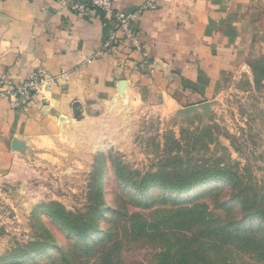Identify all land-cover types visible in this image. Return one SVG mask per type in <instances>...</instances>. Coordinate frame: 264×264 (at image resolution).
I'll return each instance as SVG.
<instances>
[{
  "label": "rangeland",
  "instance_id": "1",
  "mask_svg": "<svg viewBox=\"0 0 264 264\" xmlns=\"http://www.w3.org/2000/svg\"><path fill=\"white\" fill-rule=\"evenodd\" d=\"M253 62L249 74L191 110L153 104L138 95L132 101L123 92L117 106L77 114L47 138L27 144L0 176V264H20V254L55 239L64 241L54 220L56 203L66 212L80 209L86 217L87 203L106 201L120 207L125 203L129 211L151 218L161 210L179 209L181 221L188 223L189 210L195 209L220 224L251 223L247 211H264V75L256 82ZM164 165L199 177L197 184L170 192L179 197L175 208L160 202L166 191L162 186L152 202L137 197L150 180L144 177H158ZM219 173L225 177L211 176ZM201 175L205 178L200 180ZM99 226L105 228L107 221ZM159 249L157 241L127 236L110 258L94 252L73 257L68 252L70 263L54 252L53 257L59 259L55 264H156ZM222 256L236 259L235 264H264L234 251L224 250Z\"/></svg>",
  "mask_w": 264,
  "mask_h": 264
},
{
  "label": "crops",
  "instance_id": "2",
  "mask_svg": "<svg viewBox=\"0 0 264 264\" xmlns=\"http://www.w3.org/2000/svg\"><path fill=\"white\" fill-rule=\"evenodd\" d=\"M146 0H113L133 12ZM133 23L141 49L114 18L81 15L57 0H0V73L53 78L25 109L0 99V176L13 157L77 114L117 106L127 92L153 104L197 106L250 73L264 55V0H157ZM110 104V105H109ZM62 125V126H61ZM63 127V128H64Z\"/></svg>",
  "mask_w": 264,
  "mask_h": 264
},
{
  "label": "trees",
  "instance_id": "3",
  "mask_svg": "<svg viewBox=\"0 0 264 264\" xmlns=\"http://www.w3.org/2000/svg\"><path fill=\"white\" fill-rule=\"evenodd\" d=\"M253 63L256 82H258L259 77L264 75V55ZM167 161L173 162V159L169 158ZM180 169L176 165L173 167L168 165L159 172L158 177L155 178L153 175L144 177L150 180L141 185L137 197L143 201L147 199L151 201L157 187L162 186L166 191L161 196L160 202L167 206L172 205L174 208L178 207L179 197H172L170 192H180L199 181V177L184 175ZM211 176L222 179L225 173ZM202 178L205 176L200 180ZM262 193L264 194V190ZM55 207L58 209L54 220L66 237L64 241L55 239L42 243L36 249L20 254L21 261L16 263L38 264L50 260L55 264L59 259L53 257V252L61 256L62 261L69 263L73 259L68 257V252L72 254L71 257L75 252L84 254L94 252L92 255L101 254L110 258L120 250L127 236L132 237L133 240L157 241L160 249L155 255L156 264H235L236 259L234 261L232 258L226 259L222 256L224 250L246 254L256 262L264 263V211L261 209L247 211L246 217H250L248 219L251 223L235 220L233 224L224 225L212 221L205 213L196 212L195 209L189 210L192 217L188 219V223H185L184 220L181 221L179 209L161 210L156 212L159 213L157 217L151 218L147 213L129 211L125 203L120 207L102 201L98 205L87 203L83 208L89 214L86 217L84 211L80 209L77 212H66L58 203ZM105 221L107 226L100 228L99 223ZM256 221L258 223H255Z\"/></svg>",
  "mask_w": 264,
  "mask_h": 264
},
{
  "label": "built area",
  "instance_id": "4",
  "mask_svg": "<svg viewBox=\"0 0 264 264\" xmlns=\"http://www.w3.org/2000/svg\"><path fill=\"white\" fill-rule=\"evenodd\" d=\"M58 3L69 10L85 15L91 10L101 11L106 17L114 18L117 21L118 28L116 33L106 43L111 45L116 41L117 33H121L123 40L130 43L131 47L137 50L141 49V42L134 30L133 23L141 12L147 9H156L157 0H146L136 11L126 12L116 9L113 0H57ZM53 78H50L44 71L34 70L19 81H13L6 73H0V99H7L11 106L16 110L25 109L30 105L35 96L45 86H49Z\"/></svg>",
  "mask_w": 264,
  "mask_h": 264
},
{
  "label": "water",
  "instance_id": "5",
  "mask_svg": "<svg viewBox=\"0 0 264 264\" xmlns=\"http://www.w3.org/2000/svg\"><path fill=\"white\" fill-rule=\"evenodd\" d=\"M193 108H194V106L188 107L189 110H191V109H193Z\"/></svg>",
  "mask_w": 264,
  "mask_h": 264
}]
</instances>
